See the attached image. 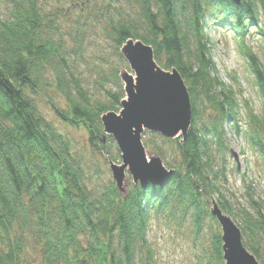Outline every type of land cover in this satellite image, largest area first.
Masks as SVG:
<instances>
[{
    "label": "trees",
    "instance_id": "16d2710c",
    "mask_svg": "<svg viewBox=\"0 0 264 264\" xmlns=\"http://www.w3.org/2000/svg\"><path fill=\"white\" fill-rule=\"evenodd\" d=\"M47 3L0 0V264H32L26 253L30 246L40 257L34 264H156L147 236L153 213L183 223L190 217L199 231L206 217L216 220L209 204L214 193L224 213L230 204L220 189L226 175L217 167L215 147L225 152L223 124L233 118L234 102L232 90L214 92L218 81L206 18L242 34L258 24L259 0H131L132 14L112 18L118 47L129 38L151 45L158 64L180 72L193 103V123L184 141L157 133L152 140L143 138L146 149L161 157L163 143L175 151L170 165L162 157L174 174L164 186L130 182L127 197L114 181L91 183L71 137L40 108L43 93L57 115L75 128H86L92 148L103 153L115 140L104 132L102 115L119 112L126 95L123 85L111 90L98 79L107 100L88 93L77 68L82 27L69 44L58 28L61 11ZM103 16H114L110 3ZM244 53L264 93V71L252 51ZM115 77L119 80L118 72ZM50 89L65 99V107L45 92ZM202 98L214 103L206 118L199 107ZM252 139L264 157V143ZM109 159L121 162L117 155ZM225 207L233 212L231 204ZM254 210L241 214L237 224L245 247L264 264V214L258 206ZM214 243L217 263L225 264L221 232L215 233Z\"/></svg>",
    "mask_w": 264,
    "mask_h": 264
},
{
    "label": "rangeland",
    "instance_id": "374dc122",
    "mask_svg": "<svg viewBox=\"0 0 264 264\" xmlns=\"http://www.w3.org/2000/svg\"><path fill=\"white\" fill-rule=\"evenodd\" d=\"M129 1L131 2V0H48L47 3L49 9L59 8L61 11L62 17L58 22V28L69 44L74 43L72 37L79 36L80 26L82 27L80 39L83 48L80 50V63L77 68L86 78L87 82L84 84L88 93L97 99L107 100V95L105 88L99 84L100 81H95L96 79L104 81L107 89L118 90L120 84L124 88L121 78L118 80L115 76L117 72L120 76L122 70L129 68V63L121 54L122 46L118 47L111 25L115 22L113 17H127L131 13ZM109 3L114 16L104 17ZM258 12L257 23L260 24L258 32L262 35L248 31L245 44L251 48L258 65L264 71V0H259ZM206 23V39L208 38L215 65L213 75L218 81L214 92L220 91L222 87L228 92L232 90L234 102L233 118L223 124L225 152L222 153L215 147L217 167L224 169L226 175L220 189L225 199L232 205L233 212L230 211V214L225 210L228 209L225 206L230 204H225V213L241 225V214L247 211L255 213V206L260 207L264 214V157L252 139L259 137L264 143V93L257 82L250 58L240 48V38L224 26L216 25L209 15ZM194 47L197 49L196 43ZM45 92L57 104L65 107V99L57 92L52 89ZM38 102L46 116L58 125L64 134L71 137L75 151L83 156L88 175L92 179L91 183L107 184L114 181L109 156L112 154L121 158L116 141L115 146H109L103 153L98 152L92 148L86 128H75L62 120L45 94L39 95ZM213 105L214 103L207 98L199 99V107L205 114L203 118L214 112ZM251 114L261 121L256 123L251 121L249 117ZM151 134L152 132H145L143 137L145 141L151 139ZM162 149V153L165 152L162 157L166 163L174 162L177 158L175 151L164 143ZM147 151L149 155L155 154L149 149ZM127 179V186L130 182L133 183L131 176ZM219 198L217 193L211 196L210 211L214 202L221 205L222 201H217ZM156 215L152 214L147 229L149 246L154 253L152 258L156 264H218L215 258L214 235L216 232L222 233V227L217 219L212 221L206 217L202 222V229L197 231L196 224L190 217L183 223L169 220L168 216ZM262 250L264 254V243ZM35 251V246H30L26 251L27 260L32 261V264L40 260L39 254Z\"/></svg>",
    "mask_w": 264,
    "mask_h": 264
},
{
    "label": "water",
    "instance_id": "95a60500",
    "mask_svg": "<svg viewBox=\"0 0 264 264\" xmlns=\"http://www.w3.org/2000/svg\"><path fill=\"white\" fill-rule=\"evenodd\" d=\"M230 1L241 3V0ZM121 54L130 67L120 73L126 92L121 101L123 109L120 113H105L102 122L104 132L113 136L121 151L122 162L109 159V165L116 187L127 197L128 176L134 184L147 188L150 183L164 186L174 174L175 170L167 168L160 155L147 153L143 134L156 132L167 139L184 141L192 124V103L180 72L176 68H162L151 45L129 38L122 45ZM211 213L222 227L226 264H260L245 247L241 228L232 217L215 202Z\"/></svg>",
    "mask_w": 264,
    "mask_h": 264
},
{
    "label": "bare ground",
    "instance_id": "6f19581e",
    "mask_svg": "<svg viewBox=\"0 0 264 264\" xmlns=\"http://www.w3.org/2000/svg\"><path fill=\"white\" fill-rule=\"evenodd\" d=\"M243 0H241V2H242ZM258 25H260V24H257V25H250L247 29H246V31H244L242 34H236L233 30H232V28L230 29V28H228L227 26H225L224 28H226L227 30H231L232 31V33L233 34H235L236 36H238L239 38H240V48H241V50H242V52H244V51H251V48L249 47V46H246V44H245V36H246V33L248 32V31H252V32H257L258 34H261V33H259L258 32V30H259V27H258ZM260 31V30H259ZM126 42H124L123 44H125ZM211 48V47H210ZM130 68V67H129ZM163 68V67H162ZM165 69V68H164ZM167 70V69H166ZM134 75H136V73L135 72H132ZM183 78V77H182ZM183 80H184V78H183ZM184 82H185V80H184ZM124 84V83H123ZM185 85L187 86V84H186V82H185ZM124 89V88H123ZM125 91V90H124ZM190 93V92H189ZM125 94H126V92H125ZM125 97H126V95H125ZM191 97V96H190ZM190 100H191V103H192V98H190ZM121 109H123L122 108V105H121ZM121 111V110H120ZM120 111L118 112V113H120ZM105 114V113H104ZM103 114V115H104ZM192 120H193V103H192ZM193 123V122H192ZM192 125V124H191ZM191 128V127H190ZM149 132V131H148ZM152 133H156V132H152ZM157 134H159V133H157ZM161 135V134H160ZM110 136H112V135H110ZM143 136H144V134H143ZM162 136V135H161ZM113 137V136H112ZM164 137V136H163ZM165 138V137H164ZM144 142V141H143ZM145 145V144H144ZM146 147V146H145ZM146 151H147V149H146ZM147 153H148V151H147ZM121 162H122V160H121ZM120 162V163H121ZM117 163H119V162H117ZM225 261V260H224ZM225 264H226V261H225Z\"/></svg>",
    "mask_w": 264,
    "mask_h": 264
}]
</instances>
